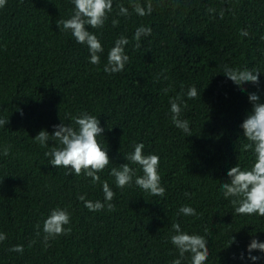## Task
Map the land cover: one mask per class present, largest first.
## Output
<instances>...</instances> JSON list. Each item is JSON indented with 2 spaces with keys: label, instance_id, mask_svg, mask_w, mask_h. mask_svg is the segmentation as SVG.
<instances>
[{
  "label": "trees",
  "instance_id": "1",
  "mask_svg": "<svg viewBox=\"0 0 264 264\" xmlns=\"http://www.w3.org/2000/svg\"><path fill=\"white\" fill-rule=\"evenodd\" d=\"M119 5L130 15L118 16ZM210 7L216 11L209 13ZM153 8L140 17L130 0H113L103 28L86 26L104 47L99 65L89 63L86 45L57 26L73 14L72 0H7L0 8V118H8L0 127V153L10 145L9 155L0 154V232L6 234L0 264H171L178 256L170 242L177 222L182 231L207 238L206 264H264V252L247 251L253 238L264 242V217L236 214L221 192L232 167L244 169L254 160L243 150L248 141L240 125L252 108L249 93L264 102V0H153ZM221 9H229L223 18ZM141 25L152 33L137 48L132 37ZM121 35L129 39L130 62L122 72L105 73L107 53ZM225 65L259 69V84L245 82L242 91L224 75ZM181 85L188 133L171 120L169 98ZM189 86L198 90L195 99L186 96ZM84 111L104 129L98 139L111 163L98 175L115 193L114 211L85 208L78 197L103 202L102 185L54 168L44 155L48 149L33 139L42 129L51 135L54 125H73L72 117ZM135 143L144 144L145 155L160 157L163 197L134 180L116 187L113 167L129 163L142 174L125 159ZM183 205L199 218L178 214ZM57 206L71 213V233L45 247L42 224ZM230 236L235 242L228 246ZM16 245L22 253L11 251ZM182 264H190V254Z\"/></svg>",
  "mask_w": 264,
  "mask_h": 264
},
{
  "label": "clouds",
  "instance_id": "2",
  "mask_svg": "<svg viewBox=\"0 0 264 264\" xmlns=\"http://www.w3.org/2000/svg\"><path fill=\"white\" fill-rule=\"evenodd\" d=\"M74 4L73 14L69 19L57 20V26H62L65 32H70L78 44L86 45L89 51V63L99 65L104 47L100 38L88 30L101 29L108 20L109 14L113 11V0H72ZM7 0H0V8L5 7ZM132 10L140 17L151 15L154 11L153 0H130ZM118 16L127 17L130 15L129 9L119 5ZM221 9L220 18H223L225 11ZM209 13L216 10L208 8ZM118 19L112 20V25L118 26ZM88 26V27H86ZM151 27L141 25L136 28L133 40L136 41L135 47H140L142 37L150 36ZM241 36H247L246 30H241ZM129 44V39L121 35L114 42V45L107 53V63L103 71L109 74L122 72L125 66L130 62L129 55L126 54L125 46ZM259 69L233 68L224 66V75L230 79L236 86L245 91L243 85L245 82L259 84ZM167 79V76L164 77ZM171 86L165 87L162 91L165 95L171 91ZM181 93L169 98L171 120L175 127L183 132H190V124L187 119H181L182 106L187 108V102L182 99L183 85ZM186 96L189 99H195L198 96L196 86H189ZM248 99L252 104L251 111L246 115L240 127L243 129V136L248 141L243 145V150H251L254 154V160L249 167L242 169L238 164L232 167L227 175V182L222 183L221 192L225 199H230L235 213L238 215H258L264 217V102H260V97L256 93H249ZM73 125H66L63 122L53 126V132L50 135L46 130H40L33 138L41 147L47 148L44 153L50 157L49 164L54 168L63 167L66 169L65 175H84L90 177L92 183H100L104 193V201L87 200L84 195L78 199L84 202V207L89 211H101L105 207L109 211L115 210V205L111 203L115 193L110 188L109 183L101 180L98 175L110 163L108 149L105 143L98 137L102 136L104 131L100 127V121L97 116L88 112H80L72 117ZM8 118H0V127H5ZM54 141V146L49 147L48 141ZM134 151L128 154L125 159L132 164L139 165L142 172L137 175V169L130 166L129 163L120 165L119 168L113 167L110 175L115 178L116 187L123 189L132 185L133 180L136 186L152 196L163 197L166 189L161 184V175L159 172L160 157L156 154L144 153V144L135 143ZM10 145L3 148L2 155H9ZM135 178V179H134ZM187 195V193H186ZM178 214L199 218L200 214L188 205H183L178 209ZM71 213L67 208L59 206L53 208L42 224L43 242L45 247L49 246V241L59 236L69 235L71 228L66 227L70 224ZM37 235L41 234V225L37 224ZM172 229L175 234L170 236V242L178 250L177 258L171 261V264H182L185 254H190V264H206L210 255L207 246V238L199 234H189L182 231L180 224L173 223ZM6 239V234L0 232V242ZM235 242V237H229L228 246ZM22 245L14 246L11 251L23 252ZM253 250L264 252V242H259L255 238L247 246L249 254ZM251 261H257L260 257L249 255Z\"/></svg>",
  "mask_w": 264,
  "mask_h": 264
}]
</instances>
